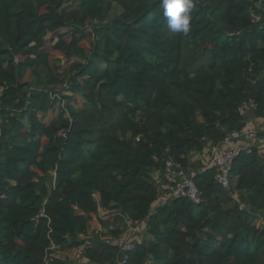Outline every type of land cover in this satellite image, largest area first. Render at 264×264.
<instances>
[{
    "label": "trees",
    "instance_id": "obj_1",
    "mask_svg": "<svg viewBox=\"0 0 264 264\" xmlns=\"http://www.w3.org/2000/svg\"><path fill=\"white\" fill-rule=\"evenodd\" d=\"M193 4L181 34L158 0H0V264H65L53 246L116 264L126 222L142 228L126 264H264V132L229 188L213 167L190 171L264 120V0ZM168 163L200 204L157 206ZM99 210L121 225L99 219L87 241Z\"/></svg>",
    "mask_w": 264,
    "mask_h": 264
},
{
    "label": "built area",
    "instance_id": "obj_2",
    "mask_svg": "<svg viewBox=\"0 0 264 264\" xmlns=\"http://www.w3.org/2000/svg\"><path fill=\"white\" fill-rule=\"evenodd\" d=\"M253 106L244 104L240 109L246 114ZM259 131L248 121L241 129L229 133L223 141L209 149H205V157L208 158L206 167H213L216 170L215 182L222 188L230 186L231 171L234 160L241 153L248 155L252 151V143L256 141ZM246 143L243 146L241 143ZM167 170H171L175 175L174 185L161 192L157 199V206H163L174 199H186L192 204L198 205L201 202L202 193L197 188L192 176H189L179 165L167 164ZM87 240L88 238H85ZM134 244L132 241H126L120 246L121 258L116 264H126L129 254L133 251ZM52 252L58 251V246L51 248Z\"/></svg>",
    "mask_w": 264,
    "mask_h": 264
},
{
    "label": "rangeland",
    "instance_id": "obj_3",
    "mask_svg": "<svg viewBox=\"0 0 264 264\" xmlns=\"http://www.w3.org/2000/svg\"><path fill=\"white\" fill-rule=\"evenodd\" d=\"M115 13H116V11H115ZM54 38H55V36L48 37L47 42L50 43L51 40ZM82 46L85 49H88L89 45L86 42H82ZM51 61H54L56 63V68L58 69L59 72L67 71L68 66H69V62L66 61L59 52H52L51 53ZM24 79L26 81H29L30 76L27 75ZM249 121H250V124L253 125L259 132H264V123L255 122V119H253V118H250ZM256 142L257 143L255 144V146L259 147L260 146L259 143L262 142L259 135L257 136ZM197 156H198V154H193L191 158H196ZM196 160L194 162H191L192 166L190 168L191 169L190 171H192V172H194L196 170V168H195L197 165ZM116 217L119 218V216L117 214H115L114 211L99 210L97 218L92 219L91 224H90L91 225L90 232L85 238H90L91 236L94 235L93 234L94 232L98 231L101 228V226L98 224L99 219L102 222L111 221L112 223H110L109 227H112V226H115L118 224V220L115 219ZM120 225H121V223H119L117 225V227H119ZM122 228H123L122 235L116 241V243L119 246H121L126 241H132L133 243H135L137 240H139L141 238L142 228L140 226H136L130 222H126L125 224L122 225ZM87 241H89V240H87ZM84 250H85V246H81L77 249L74 248V249H70V250L59 249L58 251L53 252V255H55L57 258L54 257L53 255H52V257L56 258L57 260L64 262L65 264H80L83 260L82 257L84 255Z\"/></svg>",
    "mask_w": 264,
    "mask_h": 264
},
{
    "label": "clouds",
    "instance_id": "obj_4",
    "mask_svg": "<svg viewBox=\"0 0 264 264\" xmlns=\"http://www.w3.org/2000/svg\"><path fill=\"white\" fill-rule=\"evenodd\" d=\"M161 14L173 33L187 34L193 14V0H158Z\"/></svg>",
    "mask_w": 264,
    "mask_h": 264
},
{
    "label": "crops",
    "instance_id": "obj_5",
    "mask_svg": "<svg viewBox=\"0 0 264 264\" xmlns=\"http://www.w3.org/2000/svg\"><path fill=\"white\" fill-rule=\"evenodd\" d=\"M246 121H249V119H247ZM255 122H260V123H264V120H255ZM257 141V139H256ZM256 141H254L252 143V147L253 148H257L259 150L262 149L263 147V140H261L262 142L259 143V147H256L255 144L257 143ZM243 146L246 145V143H241ZM206 150L203 151L202 155L201 156H197L196 158H191V162H194L196 159V161H199L200 163H203L204 165L208 162V156L205 157V152ZM262 151V150H261ZM204 170V169H202ZM201 170V171H202ZM200 169L197 171L199 173ZM161 177V178H159ZM155 179H157V182H158V185H159V188L161 190V192L165 191L168 187H170L171 185H174L175 181H176V178H175V175L173 174V172L171 170H167L166 173L164 175H155ZM54 257H56L55 255H53ZM57 258V257H56Z\"/></svg>",
    "mask_w": 264,
    "mask_h": 264
}]
</instances>
